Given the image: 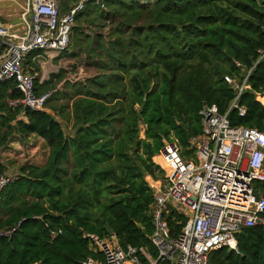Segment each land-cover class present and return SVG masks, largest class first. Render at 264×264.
<instances>
[{
    "label": "trees",
    "instance_id": "1",
    "mask_svg": "<svg viewBox=\"0 0 264 264\" xmlns=\"http://www.w3.org/2000/svg\"><path fill=\"white\" fill-rule=\"evenodd\" d=\"M80 1L57 0L60 14ZM33 53L26 64L35 72ZM61 53L94 73L74 82L63 69L36 77L35 93L51 92L43 109L10 106L21 93L13 80L0 82V151L32 135L48 149L43 164L19 165L0 193V230L13 229L0 237V264H81L96 256L88 233H114L120 245L155 256L146 176L163 177L152 159L163 140L177 139L191 155L204 104L264 132V102L256 100L264 94V0H84ZM227 75L247 78L244 115L228 109L236 91ZM253 185L264 195V181ZM184 219L171 212L172 236ZM236 242L210 252V263L264 264V223L242 228Z\"/></svg>",
    "mask_w": 264,
    "mask_h": 264
},
{
    "label": "built area",
    "instance_id": "2",
    "mask_svg": "<svg viewBox=\"0 0 264 264\" xmlns=\"http://www.w3.org/2000/svg\"><path fill=\"white\" fill-rule=\"evenodd\" d=\"M83 1L60 14L57 0H27L20 27L0 21V82L13 80L21 93L8 101L10 106L44 108L51 92L35 93L36 72L26 64L27 58L31 52L50 57L67 48L75 12ZM35 58L31 59L38 62ZM224 79L236 91L228 109L244 115L246 108L238 100L249 88L247 78L241 83L228 75ZM256 99H261L259 93ZM200 115L201 134L187 147L193 149L194 160L181 154L177 139L166 140L156 154L160 162L153 160L163 170L162 178L147 180L153 189L149 214L154 229L149 241L156 255L147 247L120 245L114 233L106 237L88 233L84 237L96 256L81 264H211L210 252L223 246L235 249L242 228L264 223V195L253 185L264 181V132L232 125L227 113L214 104H204ZM16 177V172L1 173L0 193ZM171 212L185 218L174 236L168 225ZM12 231L0 230V237Z\"/></svg>",
    "mask_w": 264,
    "mask_h": 264
},
{
    "label": "rangeland",
    "instance_id": "3",
    "mask_svg": "<svg viewBox=\"0 0 264 264\" xmlns=\"http://www.w3.org/2000/svg\"><path fill=\"white\" fill-rule=\"evenodd\" d=\"M26 1L27 0H0V21L14 25V28L20 27L19 24L22 21V14L25 12ZM141 1L146 2L150 0ZM33 56L36 57V60H39L37 62L39 70L35 72L36 76L41 80L48 79L51 74L57 73L61 69H63L65 73V78L71 82L82 80L94 73L92 69L84 68L80 65L78 59L63 53L58 56L51 55L50 57L45 54L37 57V54L33 53ZM54 90H62V82L57 83ZM256 100L264 102V94L261 96V99ZM57 119L62 123L64 130L69 132L70 130L66 127L65 122L58 116ZM181 154L191 160L195 158L193 153H191V155H185L183 148H181ZM47 155L48 149L43 140L36 136H30L22 141L13 140L9 142L3 149L1 158L6 166V172H17L18 166L22 163L43 164L47 159ZM154 160L157 162L156 157Z\"/></svg>",
    "mask_w": 264,
    "mask_h": 264
},
{
    "label": "crops",
    "instance_id": "4",
    "mask_svg": "<svg viewBox=\"0 0 264 264\" xmlns=\"http://www.w3.org/2000/svg\"><path fill=\"white\" fill-rule=\"evenodd\" d=\"M60 54H62V53L55 54V56H56V55L58 56V55H60ZM53 56H54V55H53ZM36 62H37V61H36ZM36 77H37V76H36ZM39 81H41V82H42L43 80L39 79ZM32 136H33V135H32ZM40 139H41V138H40ZM17 141H20V140H17ZM2 151H3V149L0 151V155H2ZM155 157H157V156H156V155H155V156H153V158H152V159L154 160V158H155ZM154 161H155V160H154ZM149 179H150V176H146V181H147V180L149 181Z\"/></svg>",
    "mask_w": 264,
    "mask_h": 264
},
{
    "label": "water",
    "instance_id": "5",
    "mask_svg": "<svg viewBox=\"0 0 264 264\" xmlns=\"http://www.w3.org/2000/svg\"><path fill=\"white\" fill-rule=\"evenodd\" d=\"M139 124H141V121H139ZM163 143H166V140H163Z\"/></svg>",
    "mask_w": 264,
    "mask_h": 264
},
{
    "label": "bare ground",
    "instance_id": "6",
    "mask_svg": "<svg viewBox=\"0 0 264 264\" xmlns=\"http://www.w3.org/2000/svg\"><path fill=\"white\" fill-rule=\"evenodd\" d=\"M157 162H160V159L159 158H157Z\"/></svg>",
    "mask_w": 264,
    "mask_h": 264
}]
</instances>
